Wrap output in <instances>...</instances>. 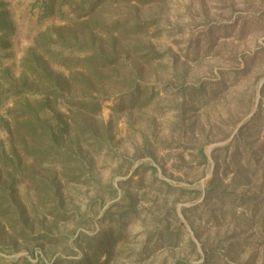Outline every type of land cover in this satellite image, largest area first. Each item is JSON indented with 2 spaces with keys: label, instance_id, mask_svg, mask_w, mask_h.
<instances>
[{
  "label": "rangeland",
  "instance_id": "obj_1",
  "mask_svg": "<svg viewBox=\"0 0 264 264\" xmlns=\"http://www.w3.org/2000/svg\"><path fill=\"white\" fill-rule=\"evenodd\" d=\"M0 2L10 26L6 36L0 32L8 42L6 50L0 48V62L7 67L6 81L0 70L5 83L0 87L10 82L21 87L27 48H39L45 38L39 34L64 20L41 15L34 0ZM110 18L120 19L114 33L102 25ZM91 28L95 44L111 58L100 72L74 56L51 64L54 77L64 74L70 95L97 96L100 103L68 113L58 107L67 118L66 134L55 135L60 144L45 128L27 129L46 116L40 99L44 84L29 93L30 119L17 116L24 98L2 88L0 111L19 100L10 116L27 122L16 127L10 121L13 142L3 135L0 117V264H72L81 258L83 264H134L145 236L154 230L163 183L191 186L169 171L171 164L191 161L192 133L205 144L208 177L214 150L241 125L246 139L264 141V0H112L87 25L61 32L69 43L84 45L93 39ZM170 193L167 204L179 191ZM184 212L191 223L181 229L178 244L167 236L169 242L157 247L147 264H174L184 256L199 264L201 259L194 261L199 244L194 251L189 238L223 237V229L204 227L199 210ZM233 228L240 226L229 225Z\"/></svg>",
  "mask_w": 264,
  "mask_h": 264
},
{
  "label": "trees",
  "instance_id": "obj_2",
  "mask_svg": "<svg viewBox=\"0 0 264 264\" xmlns=\"http://www.w3.org/2000/svg\"><path fill=\"white\" fill-rule=\"evenodd\" d=\"M108 1L112 0H34L32 6L38 8L39 12L41 11V15L58 17L64 21L57 27L48 25L46 27L48 34L47 31L39 34V37L45 36L39 48L31 46L27 48V54L28 56L30 55V59H26L28 70H23L19 74V77L23 80L22 86L12 88L13 83L10 82V85L0 87V94L3 89H7L13 97L24 98L23 100L26 102L21 112L22 115L17 116L20 119H30V108L27 106V98L32 91V86L37 88L40 83L44 84L40 99L43 102L46 116L42 115V119L37 118L35 122L28 123L27 129L31 132L34 133L41 128H45L46 133L50 135L49 138L53 137L56 139L55 135L57 132L60 133L59 137H62L63 134H66L63 131H66L67 124V118L61 113L63 109L66 110L68 108V113V111H73L79 105L85 106L87 104L88 106L89 104L90 107H98L100 104L97 96L91 95L76 98L70 95L68 90H66L67 83L64 84L63 82L65 79L64 74L54 77L56 71L53 70L54 68L51 67V64L55 58L67 60L74 56L84 66L89 65L92 68L90 71L96 73L100 72L108 62H111L110 56L104 52L100 45L95 44L93 34L95 31H93V28L88 31V35L93 37V39L86 43L82 42L84 45L69 43L68 40H71L69 36L67 40L61 32V29L68 30L73 25H87L94 18V14H96L98 9L102 5L107 4ZM4 5L0 2V32L6 36L10 26L7 20L9 12L3 8ZM119 23L120 19L110 18L102 22V25L110 28L114 33V31L119 29ZM53 29L56 30L52 31ZM53 32L56 33L55 39L52 38ZM4 38V36L0 37V48L6 50L8 42ZM74 41L76 42V40ZM53 42L59 45L58 48L53 46ZM6 68L0 62V70L4 72L2 79L5 81ZM4 84L0 83V85ZM133 92H130L129 95H132ZM59 99H62L60 104H58ZM16 102L3 109V112L0 111V117L5 119L3 135L13 142L12 132H10V121L15 120L14 125L16 127L27 122V120H22L21 122L20 119H17L18 117L10 116L14 110V104L16 106ZM62 105L64 108L58 109ZM243 128L244 125H241L236 133L232 135L229 142L214 150L213 168L209 177L206 175L208 156L205 152V144L198 141V134L192 133L190 148L195 150H191V161L183 162L182 164L178 162L171 164L169 171L171 177L177 175L175 179H185V182L191 186L178 187L163 183L166 191L158 195L160 196V201L163 199V203L161 202L156 206L155 211L158 216H152L154 230L149 231L145 236L134 264H147V260L153 251L163 245L165 241L169 242L167 236H170V240L175 245L178 244V235L181 229L191 223L184 210H199V217L206 219V224H204L206 229L208 226L215 229V231L219 229L224 231L221 239L216 233L213 234V239L209 237L210 234L207 232L209 235L205 242L195 241L190 237L191 248L195 251L198 244L200 247V254L198 253L194 261L201 259L199 264H264V141L258 139L256 140L260 143L249 141L243 136ZM58 139H56V143L60 144ZM171 146L168 144L167 148H165L166 151H169ZM16 157L18 158V156ZM178 157H181V154L175 158ZM166 162V160H163L160 165L163 173L166 170ZM152 169V171L157 172L156 168ZM181 176L184 178L180 179ZM152 180L154 183L157 178L155 177ZM197 183L198 186H192ZM163 187L160 186L159 190L162 191ZM171 191H179V193L176 197L177 199L167 204L164 201L167 200V196L171 194ZM224 201L229 202L230 206H225ZM181 203L189 204L190 208L187 209L182 206L178 209ZM153 205H156V203ZM111 206H115V204ZM106 212L109 213L110 210L108 209ZM229 225L240 226V228L229 229ZM190 226L189 230L193 232L192 224ZM98 235L89 236L87 240L91 241ZM80 236L83 235L80 234ZM93 248L97 250L95 246ZM93 248L86 246L88 250ZM83 263L84 259L81 258L72 264ZM108 263L109 260L100 264ZM173 263L190 264L191 261L188 262V258L184 256L176 258ZM191 264H194V262Z\"/></svg>",
  "mask_w": 264,
  "mask_h": 264
}]
</instances>
